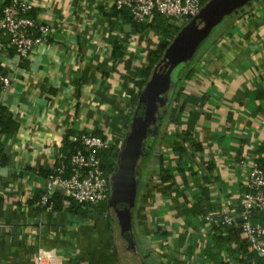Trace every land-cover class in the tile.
<instances>
[{
  "label": "crops",
  "instance_id": "0c3cea01",
  "mask_svg": "<svg viewBox=\"0 0 264 264\" xmlns=\"http://www.w3.org/2000/svg\"><path fill=\"white\" fill-rule=\"evenodd\" d=\"M114 1L32 0L31 16L50 27L47 41L28 61L0 46V71L12 79L11 88L0 94L6 112L5 130H0V264H34L41 250L55 251L64 264H119L107 211L75 214L66 210L71 205L66 199L61 212L34 206L39 194L51 200L63 193L48 188L41 171L62 158L72 135L109 131L119 149L123 144L129 92L138 96L141 90L134 85L139 78L130 76L147 64L148 51L162 35L157 15L142 30L122 20L109 22L105 14ZM217 28L210 44L201 47L194 76L183 90L203 100L184 109L198 113L193 131L197 156L193 148L188 151L191 145L176 153L166 139L157 153L167 142L165 163L177 168L171 171L174 186H154L150 179L149 188L147 169L137 173L135 224L154 264H219L204 255L212 248V228L181 212L187 202L203 200L201 189L213 205L207 212L223 205L237 209L233 195L247 169L240 160L260 162L264 151V0L243 3ZM118 42L126 48L121 58L113 54ZM169 126L167 133L179 128ZM162 242L172 248L164 250Z\"/></svg>",
  "mask_w": 264,
  "mask_h": 264
},
{
  "label": "built area",
  "instance_id": "2783aa9c",
  "mask_svg": "<svg viewBox=\"0 0 264 264\" xmlns=\"http://www.w3.org/2000/svg\"><path fill=\"white\" fill-rule=\"evenodd\" d=\"M203 4L200 0L114 1L116 8L128 10L135 23H144L153 16L160 15L175 27L194 18ZM32 8V0H5L0 7V46L11 48L20 61L31 59L39 46L47 41L50 33L47 24L30 15ZM223 43L225 40L219 41L220 45ZM11 86L10 75L0 71V94L6 93ZM184 93L185 91V96ZM191 113L190 109L184 110L181 121L186 122ZM180 126L178 130H183L185 125ZM71 142H79L83 151L77 150L71 156L70 173L65 175L64 168L60 167L57 174L48 177L47 187H58L77 203L95 206L106 201L110 191V176L101 169L100 157L96 151L116 145L113 134L107 131L104 136H100L82 132L72 135ZM183 146L188 148L186 143ZM188 151H191L190 147ZM162 153L167 158V142L163 145ZM261 159V163L248 162L243 158L240 160L247 169H244L241 177L243 181L240 191L233 195L237 209L223 205L214 212L209 211L205 216H196V220L211 227L212 231L220 222L239 229L240 237L247 242L249 251L264 260V151ZM48 200L49 197L45 194L41 197L40 204L44 205ZM52 208L49 205L47 211L53 212ZM255 216L259 217L258 221L254 220ZM161 244L164 250L169 251L172 248L170 243ZM34 264H64V260L53 250H41L36 254Z\"/></svg>",
  "mask_w": 264,
  "mask_h": 264
},
{
  "label": "trees",
  "instance_id": "16d2710c",
  "mask_svg": "<svg viewBox=\"0 0 264 264\" xmlns=\"http://www.w3.org/2000/svg\"><path fill=\"white\" fill-rule=\"evenodd\" d=\"M5 0H0V7L4 4ZM201 3H205L208 0H200ZM31 15V13H30ZM106 18H108L109 22H114L112 20L118 21L122 20L124 22L131 23L135 28L138 30L145 29L148 27L147 22H141V23H135L131 17V14L128 12L126 8L118 9L115 5H112L111 10L107 12ZM158 22L157 27L160 30L162 38L160 43L152 50L148 51L147 53V64L142 65L134 70L132 76H130L131 79H134V77H138L139 82L135 81L134 85L139 86L140 89H142L149 79L152 70L154 69L157 62L162 57L164 51L170 44V40L174 37V35L177 33L178 29L170 25L168 21L164 18H162L160 15H157ZM154 23V22H153ZM151 23V24H153ZM150 24V23H149ZM123 28V27H122ZM217 27L214 29L213 32L210 33V36L206 39H203L198 42L194 53L192 54L191 58L188 62L181 63L174 71L173 73V81L174 86L172 88V91L169 95V106L167 112L163 115L158 117V122L160 124V127L156 133L151 137H148L145 141L144 150L142 157L139 162L138 166V172L139 174H142L144 170L147 169L146 173V179L148 178V187L150 188V179H155L154 186L163 185L166 184L167 187H173L174 184L170 183L171 178V171H176V169H169L167 163H165L166 157L163 155V153L159 154L157 153L160 145L162 142H165L169 140L172 143V146L176 153L183 154L186 150L183 147V144L191 145L190 148L194 149L193 154H195V150L198 151L199 145L197 143H194L193 138V131L195 129L194 123L195 120L198 117V113L196 111L192 112L189 116V118L186 120L185 129L178 130L173 132H169L171 123L176 125V128L178 125L180 126L183 121H181V113L184 111L186 105L189 102H192L194 104H202V98H198L195 95H189L184 96L183 90L184 85L187 83V81H190V79L194 76V69H193V63L195 62V59L202 53L201 47L206 45L208 46L212 39L215 37V31H217ZM115 48V47H114ZM125 46L122 42H118V45L116 49H114L113 54L119 58H121L125 54ZM13 54V52H12ZM133 82V81H132ZM131 95V110L128 113V115L123 118V128L128 129V125L131 121V117L133 114V111L138 103V96L137 93H135L133 90L129 92ZM177 103V106L174 107L173 104ZM5 109L0 105V130H5V122L3 121L6 114ZM193 119V120H191ZM168 130V131H167ZM127 131V130H126ZM82 133V132H81ZM79 134V133H78ZM95 135L104 136V133L100 131H96L94 133ZM66 148L63 150L64 154L61 159H58L55 166L48 170H42L45 175L48 177L52 174H57L60 167L64 168L65 175H68L70 173V159L71 156L77 151L82 150L83 147L80 145L79 142H71L69 145L65 146ZM119 148L116 145L111 146L109 149L105 150H98L96 151L97 155L100 157V167L101 169L108 175L111 176L112 172L114 171V167L117 160V155L119 153ZM0 157H1V149H0ZM3 160V156L2 159ZM260 162H263L262 159ZM259 162V163H260ZM137 172V173H138ZM151 174H154L152 178L150 177ZM142 177V175H141ZM154 177V178H153ZM169 184V185H168ZM166 187V188H167ZM203 191L204 198L201 201H198L194 204L187 202L186 207L182 210V214L186 216L187 218L191 216H205L209 209L213 207V205L210 203V197L209 193L201 189V192ZM43 196V195H42ZM40 194L35 198L34 206L40 208V210H46L49 205H51L53 212H61L63 209L62 202L64 199L69 200L71 202V205L66 208L67 211H70L75 214L79 215H85L90 210V208L97 209L102 212H106V201L101 202L98 205L91 206L85 203H77L73 201L70 197L65 195L64 193H56L52 196L51 200L49 199L46 204L42 205L40 204L41 197ZM39 203V204H38ZM216 205V203L214 204ZM137 203L135 202L134 207V214L138 212ZM145 215V214H144ZM143 215V216H144ZM146 216V215H145ZM254 220L258 221L259 217L255 216ZM135 218L133 217L134 222V231L136 235V241L138 246V253L140 255V258L143 260L145 264H154L150 261L153 259L150 257L148 249H144V244L141 242V238L139 236V233L136 229L135 224ZM213 244L211 250H205V257L206 260H209L211 262H216L219 264H228L229 260H231L234 264H264V260L260 257H258L255 253L248 250L247 242L241 239L240 237V230L232 227L230 225H227L225 223H218L216 227L213 229ZM148 235V234H147ZM145 236V239L148 240V236ZM185 239V235H180V242L183 243ZM144 241V242H146ZM223 253L227 255V257L223 256ZM68 264H79V263H73L72 261Z\"/></svg>",
  "mask_w": 264,
  "mask_h": 264
},
{
  "label": "water",
  "instance_id": "95a60500",
  "mask_svg": "<svg viewBox=\"0 0 264 264\" xmlns=\"http://www.w3.org/2000/svg\"><path fill=\"white\" fill-rule=\"evenodd\" d=\"M247 1L250 0H208L194 18L177 25V33L138 94V103L110 176L106 207L119 264H145L138 253L133 222L137 170L146 139L158 131V117L168 110L173 73L181 63L189 61L198 42L209 37L225 15Z\"/></svg>",
  "mask_w": 264,
  "mask_h": 264
},
{
  "label": "rangeland",
  "instance_id": "374dc122",
  "mask_svg": "<svg viewBox=\"0 0 264 264\" xmlns=\"http://www.w3.org/2000/svg\"><path fill=\"white\" fill-rule=\"evenodd\" d=\"M155 182H156V181H155V179H154V183H155ZM105 205H106V207H107V202H106ZM151 227L154 228V225L151 224ZM99 234H100V231H99ZM99 237H102V235H99ZM160 247H162V246H160ZM161 249H162V248H161ZM107 264H112V262H108V261H107ZM166 264H167V263H166Z\"/></svg>",
  "mask_w": 264,
  "mask_h": 264
},
{
  "label": "flooded vegetation",
  "instance_id": "af4514ba",
  "mask_svg": "<svg viewBox=\"0 0 264 264\" xmlns=\"http://www.w3.org/2000/svg\"><path fill=\"white\" fill-rule=\"evenodd\" d=\"M152 136H153V134L150 133L148 137H151L152 138ZM150 262L152 263V261H150Z\"/></svg>",
  "mask_w": 264,
  "mask_h": 264
}]
</instances>
